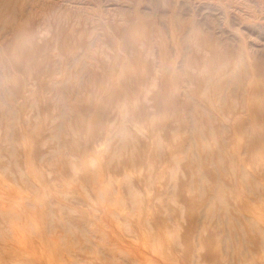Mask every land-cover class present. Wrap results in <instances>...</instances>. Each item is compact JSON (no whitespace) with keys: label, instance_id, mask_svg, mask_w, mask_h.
<instances>
[{"label":"rangeland","instance_id":"rangeland-1","mask_svg":"<svg viewBox=\"0 0 264 264\" xmlns=\"http://www.w3.org/2000/svg\"><path fill=\"white\" fill-rule=\"evenodd\" d=\"M0 264H264V0H0Z\"/></svg>","mask_w":264,"mask_h":264}]
</instances>
